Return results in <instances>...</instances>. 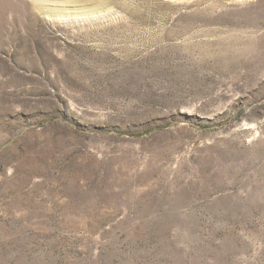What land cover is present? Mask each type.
Instances as JSON below:
<instances>
[{
    "label": "rangeland",
    "instance_id": "1",
    "mask_svg": "<svg viewBox=\"0 0 264 264\" xmlns=\"http://www.w3.org/2000/svg\"><path fill=\"white\" fill-rule=\"evenodd\" d=\"M0 264H264V0H0Z\"/></svg>",
    "mask_w": 264,
    "mask_h": 264
}]
</instances>
